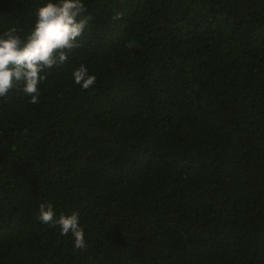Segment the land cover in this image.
<instances>
[{
  "label": "trees",
  "instance_id": "trees-1",
  "mask_svg": "<svg viewBox=\"0 0 264 264\" xmlns=\"http://www.w3.org/2000/svg\"><path fill=\"white\" fill-rule=\"evenodd\" d=\"M49 2L0 0V36ZM82 2L38 102L0 97V264H264V0Z\"/></svg>",
  "mask_w": 264,
  "mask_h": 264
},
{
  "label": "clouds",
  "instance_id": "clouds-1",
  "mask_svg": "<svg viewBox=\"0 0 264 264\" xmlns=\"http://www.w3.org/2000/svg\"><path fill=\"white\" fill-rule=\"evenodd\" d=\"M82 0H58L37 9L30 34L22 40L15 28L0 36V97H5L14 82L23 83V92L30 103L38 102V84L46 79L45 70L64 64L74 49L82 47L79 38L91 19L85 15ZM113 19H120L117 14ZM132 45L130 44L129 47ZM74 82L82 89L94 85L96 77L81 65L73 72ZM40 222L59 227L62 236L71 235L74 247H85L84 232L78 213L61 214L56 218L51 203H41L36 217Z\"/></svg>",
  "mask_w": 264,
  "mask_h": 264
}]
</instances>
